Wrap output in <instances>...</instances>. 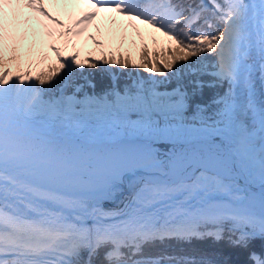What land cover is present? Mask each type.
Masks as SVG:
<instances>
[{
    "label": "snow or ice",
    "instance_id": "obj_1",
    "mask_svg": "<svg viewBox=\"0 0 264 264\" xmlns=\"http://www.w3.org/2000/svg\"><path fill=\"white\" fill-rule=\"evenodd\" d=\"M85 2L66 24L45 0H0V264H93L102 248L106 264H196L145 257L144 247L221 239L226 224L237 246L264 236V0ZM101 13L114 26L107 43L99 25L85 37ZM81 38L97 49L83 61ZM86 68L149 75L80 96L72 77ZM205 75L228 88L212 116L196 104L189 118ZM125 177L123 208L90 203Z\"/></svg>",
    "mask_w": 264,
    "mask_h": 264
},
{
    "label": "trees",
    "instance_id": "obj_2",
    "mask_svg": "<svg viewBox=\"0 0 264 264\" xmlns=\"http://www.w3.org/2000/svg\"><path fill=\"white\" fill-rule=\"evenodd\" d=\"M87 56L86 52H80V59L83 61ZM211 59V58H209ZM114 75L91 68H86L83 75L77 72L72 77L73 85H84V89H91L97 92H104L112 87L113 80L116 81L120 90L125 86H130L133 81L140 78L147 79L148 73L141 69H120L113 68ZM190 78H185L181 83L191 94L195 86L189 83ZM200 80L203 83V88L195 89V95L192 97L191 103L208 104L214 93V78L212 76H202ZM92 84L93 87L88 85ZM224 83L223 87H226ZM62 85H57V88ZM177 86L175 80L167 85L168 90ZM163 89V88H161ZM73 90L71 87L68 91ZM263 93V92H262ZM264 94V93H263ZM229 225H225V231L221 239H216L214 236H204L203 238H193L191 240H166L163 243L156 242L144 247L145 257L167 256L177 259L187 258L193 260L196 264H255L252 259V254L259 256L264 260V236L253 237L248 241L246 247L237 246L232 243L235 238L230 231ZM106 248L100 249L99 253L93 257V264H106L104 261V252ZM87 251L82 252V258L87 259ZM175 263V261H173Z\"/></svg>",
    "mask_w": 264,
    "mask_h": 264
},
{
    "label": "rangeland",
    "instance_id": "obj_3",
    "mask_svg": "<svg viewBox=\"0 0 264 264\" xmlns=\"http://www.w3.org/2000/svg\"><path fill=\"white\" fill-rule=\"evenodd\" d=\"M46 5L47 7L49 8L50 12H52L53 14H58L60 15L61 17H64L66 19L69 18V15H71V18L72 19H75L77 16H79L83 11H86L88 9V5L87 3L85 2V0H79V2H75V0H73V2H70L67 7L65 8L64 5H61L59 6L58 8H54L52 4H50L49 2H46ZM38 16V14H36ZM41 19H43L41 17ZM96 21H97V18L95 21H93V24L92 26L89 27V30L88 32L85 33V36L87 37L88 35H95L94 34V31H95V26L97 25L96 24ZM158 35V34H157ZM159 39H161L162 41L165 39L163 37H159ZM107 43V42H105ZM129 47H124V49H127ZM78 49L79 51H83V52H86L87 55L91 52L93 56L96 55L97 53V49H96V46L94 45V43L91 41V40H87L86 42H80L78 44ZM46 50V49H45ZM123 50V49H122ZM105 51H107V49H105ZM67 55L69 54L68 52L66 53ZM133 55L135 56L136 55V51L135 49H133ZM213 85L215 86L214 87V93L212 95V99L211 101L208 103V104H203L206 108H207V111L204 113L205 116H212V114L215 112L216 110V105L213 104V100L218 96V95H223V93L225 92V90L228 88V85L226 84V87L221 84H217L216 82L213 83ZM256 87H257V93H258V96L261 98V99H264V87H262L259 79H257L256 81ZM162 91L164 89H161ZM171 90V89H169ZM73 90H70L68 91L69 93H71ZM84 92H87L89 94L95 92L97 94L99 93H102V92H97L95 90H91L89 88L87 89H83V92L79 93L78 95L82 96ZM263 92V93H262ZM198 104V103H191V107L188 109L187 113H186V116H190L192 117L193 114L195 113V105ZM202 105V104H200ZM226 225H229L228 227L230 228L231 225L230 224H226ZM203 230V229H202ZM256 236H259V235H256Z\"/></svg>",
    "mask_w": 264,
    "mask_h": 264
},
{
    "label": "bare ground",
    "instance_id": "obj_4",
    "mask_svg": "<svg viewBox=\"0 0 264 264\" xmlns=\"http://www.w3.org/2000/svg\"><path fill=\"white\" fill-rule=\"evenodd\" d=\"M45 1L49 2V0H45ZM61 5H64L63 0H61V3H59L53 7L56 9ZM33 15H36V14H33ZM106 15H108V14L101 13L100 16L97 17L96 24L100 26L101 33L103 34L102 36H100L98 38L104 39L105 42H108V29H109V27H114V26L109 25L108 20L105 19ZM117 21L120 23H125V25H126V22H124L121 17H117ZM138 26L141 28L142 31H147L145 29V26H143V25H138ZM132 32H133V30L131 28H127V33L129 34V36L132 35ZM94 34L96 35V31H94ZM112 44H113V46H115L116 41L113 40ZM126 46L129 47V44L127 42L125 43L124 47H126ZM66 53H64V54L67 55ZM187 117L191 118L190 116H187ZM170 147H171V145H169V147H164L163 145H160V143L155 145V148L159 149L162 152L167 151L168 148H170ZM130 195H131V188H128V189L122 191L120 193V197L118 199H115L114 201L106 202V201H100V200H90V203H98V207L101 208L102 210H104L105 212H114V211H117V210L124 207V204L127 202ZM85 223L88 224L89 226H91L94 223V221L92 218H87L85 220Z\"/></svg>",
    "mask_w": 264,
    "mask_h": 264
},
{
    "label": "water",
    "instance_id": "obj_5",
    "mask_svg": "<svg viewBox=\"0 0 264 264\" xmlns=\"http://www.w3.org/2000/svg\"><path fill=\"white\" fill-rule=\"evenodd\" d=\"M160 145H163L164 147H169V144H166V143H160ZM128 179H129V177L124 178V180H126L127 183H128ZM126 182H124V183H126Z\"/></svg>",
    "mask_w": 264,
    "mask_h": 264
}]
</instances>
